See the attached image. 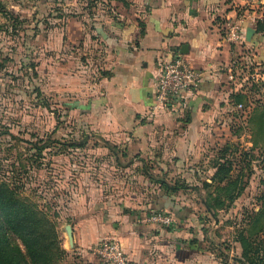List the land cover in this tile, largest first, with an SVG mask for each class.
I'll return each mask as SVG.
<instances>
[{
    "label": "rangeland",
    "instance_id": "obj_1",
    "mask_svg": "<svg viewBox=\"0 0 264 264\" xmlns=\"http://www.w3.org/2000/svg\"><path fill=\"white\" fill-rule=\"evenodd\" d=\"M83 3L0 0V182L51 218L65 251L58 264H106L91 250L107 238L100 237L82 256L74 239L69 244L65 226L78 232L86 220L110 229L123 217L143 220L154 212L160 180L187 187L175 196L193 209L191 228L199 237L194 249L185 248L197 256L186 259L239 264L237 235L264 198V63L256 64L253 49L248 59L235 58L239 67L226 83L229 110L197 134L184 121L169 129L147 120L137 136L107 139L88 124L86 107L103 73L100 50L91 40H69L72 22L77 29L71 32L79 38L99 17L100 9L88 12ZM249 7L257 28L264 21V2ZM224 149L223 160L233 164L231 179H241L244 188L214 219L202 200L215 185L205 189L202 183L212 184L215 160Z\"/></svg>",
    "mask_w": 264,
    "mask_h": 264
},
{
    "label": "crops",
    "instance_id": "obj_2",
    "mask_svg": "<svg viewBox=\"0 0 264 264\" xmlns=\"http://www.w3.org/2000/svg\"><path fill=\"white\" fill-rule=\"evenodd\" d=\"M86 1L83 4L88 12L100 9L99 17L91 21L92 31L80 33L79 38L71 32L77 29L76 22H72L69 40H91L100 50L103 73L92 86L86 107L90 110L88 124L104 138L137 136L144 129L141 123L147 120L163 123L169 129L173 123L184 121L197 134L200 126L221 120L229 110L226 70L231 62L240 55L248 59L253 49L256 64L264 63V32L257 33L249 17L250 4H262L264 0ZM226 23L241 24L240 41L226 39ZM248 27L255 30L250 41L245 38ZM175 58L202 70L204 77L186 94L183 109L168 113L154 107V82L162 63ZM195 133L189 136L194 138ZM152 207L154 212L170 214L173 226L123 217L110 229L106 224L86 220L81 231L72 230L76 250L88 256L86 249L105 237L121 243L128 264H192L186 257L194 259L197 254L194 257L185 248L194 249L197 243L193 239L199 237L192 229L196 226L193 209L181 198L162 191L153 196ZM156 256L159 259H151Z\"/></svg>",
    "mask_w": 264,
    "mask_h": 264
},
{
    "label": "trees",
    "instance_id": "obj_3",
    "mask_svg": "<svg viewBox=\"0 0 264 264\" xmlns=\"http://www.w3.org/2000/svg\"><path fill=\"white\" fill-rule=\"evenodd\" d=\"M256 30L257 33L264 32V21ZM103 141L107 147L115 148L107 140ZM225 150L215 160L213 167L216 171L210 178L212 184L202 183L205 189L215 185L208 198L202 200L205 212L214 219L218 211L232 205L244 188L241 179H231L233 164L223 160ZM159 187L160 191L169 195L187 188L178 184L172 186L164 180H160ZM262 235L264 198L260 210L248 218L247 228H242L237 235L242 250L240 257L235 258L239 264H264ZM64 255L51 218L36 205L21 199L7 184L0 182V264H58Z\"/></svg>",
    "mask_w": 264,
    "mask_h": 264
},
{
    "label": "built area",
    "instance_id": "obj_4",
    "mask_svg": "<svg viewBox=\"0 0 264 264\" xmlns=\"http://www.w3.org/2000/svg\"><path fill=\"white\" fill-rule=\"evenodd\" d=\"M226 39L235 43L241 40L242 26L240 23L224 25ZM239 63L237 59L231 62L227 69L228 78H234V70H237ZM204 72L192 67L188 61L182 58L165 60L154 82V107L168 113H176L183 109L186 94L191 92L202 81ZM143 222L173 226L174 219L170 214L163 211H156L148 214ZM92 254L106 264H128L129 261L118 240L109 238L96 244Z\"/></svg>",
    "mask_w": 264,
    "mask_h": 264
},
{
    "label": "water",
    "instance_id": "obj_5",
    "mask_svg": "<svg viewBox=\"0 0 264 264\" xmlns=\"http://www.w3.org/2000/svg\"><path fill=\"white\" fill-rule=\"evenodd\" d=\"M255 33V30L248 27L246 28V31H245V38L247 41H250L252 39V36L254 35ZM65 230H66V234H67V237H68V242L69 244L72 246V243H73V235H72V228L70 225H66L65 226Z\"/></svg>",
    "mask_w": 264,
    "mask_h": 264
}]
</instances>
